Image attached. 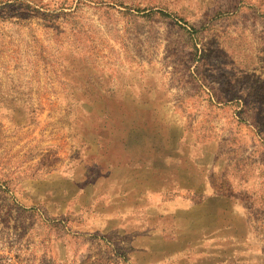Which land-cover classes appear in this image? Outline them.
Listing matches in <instances>:
<instances>
[{
	"label": "rangeland",
	"instance_id": "obj_1",
	"mask_svg": "<svg viewBox=\"0 0 264 264\" xmlns=\"http://www.w3.org/2000/svg\"><path fill=\"white\" fill-rule=\"evenodd\" d=\"M0 264H264V0H0Z\"/></svg>",
	"mask_w": 264,
	"mask_h": 264
}]
</instances>
